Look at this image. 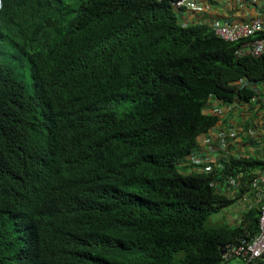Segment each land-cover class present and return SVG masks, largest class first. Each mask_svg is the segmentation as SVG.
<instances>
[{
	"label": "trees",
	"instance_id": "1",
	"mask_svg": "<svg viewBox=\"0 0 264 264\" xmlns=\"http://www.w3.org/2000/svg\"><path fill=\"white\" fill-rule=\"evenodd\" d=\"M174 1L0 0V264H223L258 234L264 204L207 223L263 189L220 111L258 103L264 56Z\"/></svg>",
	"mask_w": 264,
	"mask_h": 264
},
{
	"label": "crops",
	"instance_id": "2",
	"mask_svg": "<svg viewBox=\"0 0 264 264\" xmlns=\"http://www.w3.org/2000/svg\"><path fill=\"white\" fill-rule=\"evenodd\" d=\"M209 3L214 6L212 14L198 13L191 17L197 20H199L201 15L221 20L244 21L255 17H262V19H264V0H258L254 4L236 2V0H220L218 2L211 0ZM258 88L260 89L261 95L258 99V103L257 100H255L252 104H245L237 107L233 106V109L229 112L226 111V107L220 111L217 104H212V111L218 109L221 115L224 116V120L227 118L229 119V125L227 127L223 125L224 129H222V131L224 134L227 135L231 128H238L241 132L238 139H230L221 142L220 146L224 154L239 152L244 157H254L264 161V83ZM215 136L216 134H212L211 137L213 138ZM205 148L197 150L194 153L195 156L215 163L217 160L215 155L217 154V148L210 147L206 144ZM260 182L263 185V189L259 187L261 191L258 190L256 193L252 191L244 194L239 202L234 205V208L224 210L222 213L218 214L219 220L225 215V217H223L227 219L228 225L233 226L241 223L242 214H245L250 209H254V207L262 206L264 204V177L260 179ZM232 190H235V186H231L226 182L220 189V193L225 196H230L235 192H232ZM223 264H230V262L225 261Z\"/></svg>",
	"mask_w": 264,
	"mask_h": 264
},
{
	"label": "built area",
	"instance_id": "3",
	"mask_svg": "<svg viewBox=\"0 0 264 264\" xmlns=\"http://www.w3.org/2000/svg\"><path fill=\"white\" fill-rule=\"evenodd\" d=\"M258 0H236V2L254 4ZM204 2V4L202 3ZM178 0L173 7L179 9L186 7L187 12H201L209 10L206 1ZM213 34L225 42L244 41L237 55L248 54L252 57L264 56V19L255 17L250 20H220L213 18L211 21ZM264 96V93H263ZM192 163L198 165L200 158H191ZM263 181V180H262ZM259 232L251 241L240 240L238 245L228 246L225 258H238L244 264H251L254 260L264 256V206L258 220Z\"/></svg>",
	"mask_w": 264,
	"mask_h": 264
},
{
	"label": "clouds",
	"instance_id": "4",
	"mask_svg": "<svg viewBox=\"0 0 264 264\" xmlns=\"http://www.w3.org/2000/svg\"><path fill=\"white\" fill-rule=\"evenodd\" d=\"M178 0H176V1H174V2H177ZM202 1H206L207 2V4L209 5V10H207V11H201V12H187V13H185V11L184 10H186V7H184V8H179V9H177V8H175V7H173V3L174 2H172L171 3V6L176 10V11H178V14H179V17H181L182 18V23L185 21V23H183V26H187L192 20H193V18L191 17V16H193V15H195V14H198V13H206V14H212L213 13V11H214V9H213V4H210L209 3V1L208 0H201V2ZM212 1H220V0H212ZM226 1H229V0H226ZM203 4H204V2H202ZM205 5V4H204ZM188 16H190V17H188ZM188 17V18H187ZM212 20H213V17H210ZM221 20V19H220ZM29 75V73L27 72L26 73V75ZM30 77V76H29ZM31 83V82H30ZM191 158H198V157H196L195 156V154H192V155H190L189 157H188V159L189 160H191ZM200 159H203V158H200ZM192 161V160H191ZM4 177V176H3ZM9 186V185H8ZM38 232H39V225H38V223H37V221L35 220V218H34V216H33V240L37 237V235H38ZM240 241V240H239ZM249 242V241H248ZM228 247V246H227ZM227 247H226V249L224 250V252L222 251V255H223V257L225 258V254H226V250H227ZM223 249V248H222ZM238 261V262H240L241 264H244L243 263V261L241 260V259H238V258H229V259H226L225 258V260H224V262L226 261V262H231V261ZM42 264H45V263H42Z\"/></svg>",
	"mask_w": 264,
	"mask_h": 264
},
{
	"label": "rangeland",
	"instance_id": "5",
	"mask_svg": "<svg viewBox=\"0 0 264 264\" xmlns=\"http://www.w3.org/2000/svg\"><path fill=\"white\" fill-rule=\"evenodd\" d=\"M26 79H27V81L28 82H31V80H30V77H29V75L27 74L26 75ZM126 107L127 106H118L116 109H115V112L117 113V114H122L123 112H125L126 111ZM217 220H219V217H217V215L216 216H214V217H212L210 220H209V222L207 223V225L208 226H214V225H216L217 223ZM220 223H221V221H219ZM221 225V224H220ZM230 264H241L240 262H238V261H231L230 262Z\"/></svg>",
	"mask_w": 264,
	"mask_h": 264
},
{
	"label": "water",
	"instance_id": "6",
	"mask_svg": "<svg viewBox=\"0 0 264 264\" xmlns=\"http://www.w3.org/2000/svg\"><path fill=\"white\" fill-rule=\"evenodd\" d=\"M223 254V253H222Z\"/></svg>",
	"mask_w": 264,
	"mask_h": 264
}]
</instances>
